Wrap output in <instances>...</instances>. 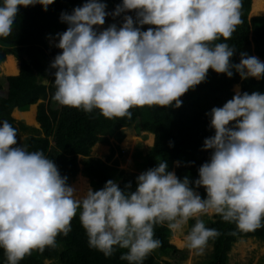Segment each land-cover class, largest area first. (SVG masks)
<instances>
[{"label": "clouds", "instance_id": "clouds-1", "mask_svg": "<svg viewBox=\"0 0 264 264\" xmlns=\"http://www.w3.org/2000/svg\"><path fill=\"white\" fill-rule=\"evenodd\" d=\"M54 2L2 0L0 37L12 34L21 7L39 4L47 11ZM241 8L242 0H122L109 13L103 0H86L60 15L68 27L56 34L61 52L50 65L52 99L85 113L99 110L106 119H131L133 108L181 107L180 98L205 82L209 69L229 78L235 72L241 80L264 79L258 57L242 52L233 63L236 49L215 43L232 38L242 23ZM128 12L135 18L123 15L120 26L100 30L106 17ZM145 25L153 27L142 30ZM206 115L214 135L203 150L211 155L194 182L178 178L161 161L136 177L135 191L131 182L122 189L110 179L82 195L52 159L18 146L17 129L0 121V249L7 264L55 248L78 211L88 246L106 258L126 249L120 259L128 264H143L162 246L156 226L181 233L194 220L184 239L195 255L221 235L205 226L204 215H217L241 233L264 227V93L237 86L230 100Z\"/></svg>", "mask_w": 264, "mask_h": 264}, {"label": "trees", "instance_id": "trees-1", "mask_svg": "<svg viewBox=\"0 0 264 264\" xmlns=\"http://www.w3.org/2000/svg\"><path fill=\"white\" fill-rule=\"evenodd\" d=\"M85 2L86 0H55L48 6L47 11L39 4L20 8L12 34L6 39L0 37V72L9 76L4 78L3 84L0 83V121L7 120L17 129L18 146H24L28 151H42L47 158L52 159L61 175L68 177L69 185L77 176L78 181L72 186L81 195L89 188L87 178L95 190L103 188L111 179L122 189L131 182L130 190L135 191L136 177L139 174L127 173L118 168L117 160L109 165L111 155L107 157L106 162L88 158L91 148L97 143L108 144L110 139L121 143L126 136L125 129L128 128H134L137 136L143 132L154 136L148 153L136 160L142 172L158 166L161 161H166L169 171L175 172L178 178L187 176L194 182L199 178V167L207 162L211 155V150H203L204 140L214 135V130L209 127L210 117L206 113L213 107H222L230 100L234 95L233 87L236 91L239 86L241 92L246 91L249 94L254 91L264 93V79L241 80L235 72L233 77L229 78L209 69L206 81L180 98L181 107L133 108L130 109L131 119H106L100 115L99 110L85 113L76 108L61 106L52 99L55 92L52 75L54 69L50 67L61 50L56 47L49 50L45 36L58 43L56 34L66 31L68 27L60 21L61 13L70 14L75 7L82 6ZM103 2L107 4L106 11L111 13L122 0ZM250 8L251 0H242V23L237 26L230 40L224 41L221 38L215 42L227 43L236 49L232 57L233 63H239L242 52L256 56L264 62V0H254L251 12ZM249 12L257 17L249 19ZM123 15L115 19L112 16L106 17L103 29L113 23L120 26L123 23ZM127 15L135 18L134 12H128ZM148 27L153 26L145 25L142 30H147ZM18 60L19 74L12 76L18 73ZM44 80L47 81L46 85L42 84ZM40 100L36 114L40 129L28 127L22 121L12 118L11 115L32 124L34 106L31 105ZM24 132L28 133V136L21 140L20 134ZM129 141H132L131 138ZM78 157L85 158L81 169ZM80 172L87 178L77 175ZM197 191L202 198H206L203 187ZM201 219L206 227L221 233L215 240H209L208 245L212 247L211 258L203 264H229L230 250L239 239H256L264 245V227L255 232L241 233L236 230L235 224L226 223L217 215ZM194 223V220L189 221L187 232ZM71 227L72 230L66 237H57L55 248H46L43 254L33 251L19 264H128L120 259L126 249L118 248L113 256L106 258L101 252L88 246L79 213L71 221ZM233 232L236 234L233 235ZM171 236L172 232L166 225L156 226L155 238L162 241V246L155 251L168 260L159 261L152 252L143 264H172L170 260L178 264L183 260V251L170 244ZM0 264H7L3 249H0Z\"/></svg>", "mask_w": 264, "mask_h": 264}, {"label": "rangeland", "instance_id": "rangeland-1", "mask_svg": "<svg viewBox=\"0 0 264 264\" xmlns=\"http://www.w3.org/2000/svg\"><path fill=\"white\" fill-rule=\"evenodd\" d=\"M252 6H254V0H251V8ZM251 8H250V12H251ZM250 12L248 15L249 19L254 17L253 15H250ZM100 30H103L102 26H100ZM45 42L49 50L55 47L56 42L52 41L48 36H45ZM18 53L22 54L19 51ZM18 62H19L18 66L20 68V61L18 60ZM5 77H9V76H6L2 74V72H0V83L2 84L4 83ZM232 91L235 94L234 87L232 88ZM40 102L41 100L33 105L34 114H33L32 124L27 123V121L23 118H16L13 115H11L12 118L15 121H22L28 127L40 129L36 121L37 105ZM125 134L126 136L121 143H116L113 139H110L108 144L97 143L91 148L88 158H90L91 160L100 159L106 162L107 157L111 155V159L108 162L109 165H111L114 160H117L118 168L126 171L127 173L141 174L142 173L141 166L138 165V163H136V160L144 157L148 153V151L153 145L154 137L152 134L144 133V132L141 133L140 136H137L134 128L125 129ZM27 136H28V133L26 132L21 133L20 139L23 140ZM40 136H43V135L40 134ZM129 138H131L132 140L131 142L129 141ZM84 159L85 158L78 157L80 169L82 168V163ZM77 175H81L85 177L81 172L78 173ZM77 181H78V178L76 176L72 180L70 185L72 186ZM87 181H88V186L91 187L95 191V188L91 186V181L88 178H87ZM213 216L214 215H204L201 218H205V217L212 218ZM187 229H188V225L185 227L184 231L181 233L172 232V236L169 239L170 244L174 245L177 249L183 251L184 253V259L181 260L178 264H203L205 261L211 258L212 247L210 245H207L203 255H195L193 252H191L186 247V241L184 239V236L187 234ZM153 254L156 256V258L159 261L168 260L161 254H159L157 251H153ZM170 262L174 264L173 261L170 260ZM46 264H48V262H46ZM229 264H264V245L263 243L256 239H239L237 242L233 244L230 250Z\"/></svg>", "mask_w": 264, "mask_h": 264}, {"label": "water", "instance_id": "water-1", "mask_svg": "<svg viewBox=\"0 0 264 264\" xmlns=\"http://www.w3.org/2000/svg\"><path fill=\"white\" fill-rule=\"evenodd\" d=\"M255 17V16H254ZM257 17V16H256ZM19 74V71H18V73H17V75ZM17 75H12V76H17ZM11 76V75H10ZM42 84L43 85H46L47 84V81L46 80H44L43 82H42ZM31 106H33V105H31ZM20 112V111H19ZM24 112H26V111H24ZM154 137V136H153ZM153 142H154V140H153Z\"/></svg>", "mask_w": 264, "mask_h": 264}, {"label": "built area", "instance_id": "built-area-1", "mask_svg": "<svg viewBox=\"0 0 264 264\" xmlns=\"http://www.w3.org/2000/svg\"><path fill=\"white\" fill-rule=\"evenodd\" d=\"M128 13H124V15H127Z\"/></svg>", "mask_w": 264, "mask_h": 264}, {"label": "bare ground", "instance_id": "bare-ground-1", "mask_svg": "<svg viewBox=\"0 0 264 264\" xmlns=\"http://www.w3.org/2000/svg\"><path fill=\"white\" fill-rule=\"evenodd\" d=\"M251 15V14H250ZM16 110V109H15ZM17 112H19L18 110H16Z\"/></svg>", "mask_w": 264, "mask_h": 264}]
</instances>
